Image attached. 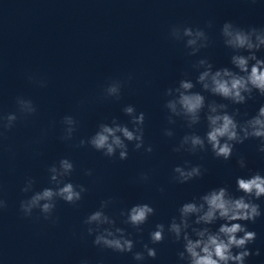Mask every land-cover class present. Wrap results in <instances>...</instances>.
<instances>
[{
    "label": "clouds",
    "instance_id": "9594fccd",
    "mask_svg": "<svg viewBox=\"0 0 264 264\" xmlns=\"http://www.w3.org/2000/svg\"><path fill=\"white\" fill-rule=\"evenodd\" d=\"M208 26L211 27V24ZM220 35L224 46L233 53L230 57L232 67L214 68L207 58L199 59L192 65L198 72L195 82L185 73L176 87L166 90L165 95L170 99L166 100L164 107L169 113V124L176 123L174 118H181L187 128L193 129L201 122L202 113L207 121V131L203 136L195 131L186 133L173 147V152L196 154L210 150L215 158L228 161L233 156L235 146L249 139L259 140L258 151L264 153V104H261L255 115L242 121L237 119L241 115L239 108L229 111L230 104H246L248 100L254 99L255 94L264 97V58L257 55L264 50V28L245 29L226 21L221 26ZM169 37L177 42L183 41L185 48L190 50L189 56H196L210 43L207 32L199 27L173 25ZM27 79L40 87H46V81L37 80L34 75H28ZM131 79L129 75L127 80H111L103 88V97L120 100L125 83ZM197 85L201 91H193ZM204 92L229 103L216 100L208 102L202 94ZM15 103V112H0V140L15 127L18 120L33 117L38 111L35 103L23 96H17ZM122 111L129 118L131 128L113 118L110 123H100L93 135L80 139L74 147L87 145L109 158L116 157L118 153L120 160L128 158L129 144H133L136 151L143 149L151 153L153 147L145 146L144 141L145 113H138L135 106L130 104L125 105ZM244 115L247 116V113ZM61 124L60 139L73 140L78 125L76 118L65 115ZM164 135L173 137L174 132L165 128ZM237 164L245 168L246 158L240 156ZM47 171L49 182L54 187L35 191L36 179L26 177L21 192L32 194L20 201L19 210L25 218H31L34 210H38L40 216L37 219L42 217L56 223L59 220L54 215L57 201L76 206L83 199L87 188L66 179L75 171L74 163L67 157L49 166ZM204 171L202 165L185 161L184 165L174 167L172 179L185 184L201 178ZM85 174L91 176L92 171L87 170ZM148 178L147 173H141V180L147 181ZM236 191L243 195L237 197L227 187H218L183 203L178 209V216H174L167 227L163 223L156 224L149 233L150 242L154 245L162 243L166 233L174 242H182L183 250L177 253L178 261L182 264H246L250 256H260L259 248L255 251L249 248L256 241L257 233L249 230L248 223H255L264 216L261 205L256 202L264 198V175L254 172L247 177L238 176ZM112 203L111 198L101 201L100 207L83 221L87 225V235L94 236L93 245L117 253H132L133 259L138 262L145 260L146 256L155 259L157 251L147 243L143 244V251H133L136 242L131 234L117 226L116 219L105 212ZM6 208L7 201L0 198V212ZM154 214L155 209L147 203L136 204L120 213L125 217L123 223L132 226L138 233L142 232L141 226ZM218 221L222 223L213 230L210 226ZM80 264H89V261L84 259ZM97 264H102V261Z\"/></svg>",
    "mask_w": 264,
    "mask_h": 264
}]
</instances>
